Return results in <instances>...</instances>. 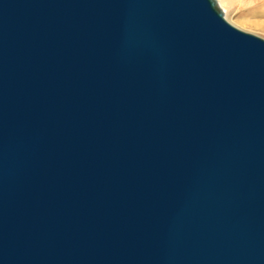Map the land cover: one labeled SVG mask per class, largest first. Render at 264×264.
<instances>
[{"label":"water","instance_id":"water-1","mask_svg":"<svg viewBox=\"0 0 264 264\" xmlns=\"http://www.w3.org/2000/svg\"><path fill=\"white\" fill-rule=\"evenodd\" d=\"M0 264H264V39L216 0H0Z\"/></svg>","mask_w":264,"mask_h":264},{"label":"rangeland","instance_id":"rangeland-1","mask_svg":"<svg viewBox=\"0 0 264 264\" xmlns=\"http://www.w3.org/2000/svg\"><path fill=\"white\" fill-rule=\"evenodd\" d=\"M233 27L264 39V0H216Z\"/></svg>","mask_w":264,"mask_h":264}]
</instances>
